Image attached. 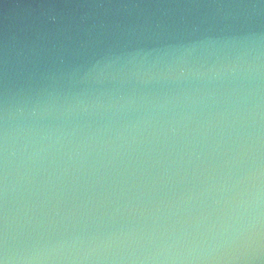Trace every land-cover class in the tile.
I'll return each mask as SVG.
<instances>
[{
	"label": "water",
	"instance_id": "water-1",
	"mask_svg": "<svg viewBox=\"0 0 264 264\" xmlns=\"http://www.w3.org/2000/svg\"><path fill=\"white\" fill-rule=\"evenodd\" d=\"M2 264H264V0H0Z\"/></svg>",
	"mask_w": 264,
	"mask_h": 264
},
{
	"label": "clouds",
	"instance_id": "clouds-1",
	"mask_svg": "<svg viewBox=\"0 0 264 264\" xmlns=\"http://www.w3.org/2000/svg\"><path fill=\"white\" fill-rule=\"evenodd\" d=\"M0 264H2V262H0Z\"/></svg>",
	"mask_w": 264,
	"mask_h": 264
}]
</instances>
